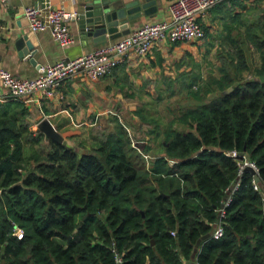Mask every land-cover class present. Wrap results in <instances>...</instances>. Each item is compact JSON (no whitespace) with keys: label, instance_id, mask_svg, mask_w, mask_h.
Listing matches in <instances>:
<instances>
[{"label":"trees","instance_id":"trees-1","mask_svg":"<svg viewBox=\"0 0 264 264\" xmlns=\"http://www.w3.org/2000/svg\"><path fill=\"white\" fill-rule=\"evenodd\" d=\"M258 1L215 5L221 9L216 69L203 78L192 63L140 105L133 123L144 127L139 144L117 117L75 145L43 142V133L18 117L25 114L21 103L0 117V264H117V255L122 264H181L214 229L216 207L237 176V161L225 153L232 149L256 161L261 190L246 170L227 207L224 235L202 239L194 256L200 264H264ZM184 91L187 103L164 117L157 104Z\"/></svg>","mask_w":264,"mask_h":264},{"label":"crops","instance_id":"crops-1","mask_svg":"<svg viewBox=\"0 0 264 264\" xmlns=\"http://www.w3.org/2000/svg\"><path fill=\"white\" fill-rule=\"evenodd\" d=\"M49 1L53 6L62 5L66 10L78 14L83 0ZM170 1L156 0L157 9L153 13L146 14L141 10L139 16L129 20V31L146 21L165 19ZM39 2L41 0L0 2V68H6L16 76L33 77L46 63L77 57L119 38H109L106 33L105 41H97L93 35L81 31L75 17L68 23L74 41L61 46L54 41L48 29L31 31L28 27L23 9ZM220 12L221 9L215 6L205 19H201L207 31V42L210 37L216 36L218 29L212 30L210 27H214L213 23L219 24ZM205 39L161 41L145 57L128 54L111 72L96 80L79 72L67 79L52 96L40 101L3 100L4 90L0 84V117L9 115L21 103L25 114L17 115L27 119L31 131L38 132V122L48 118L64 141L71 145L87 135L90 128L104 126L110 117L120 119L127 130L129 124L133 133L132 125L137 121L135 110L156 97L158 88H165L169 78H175L178 72L191 68L196 52L203 54L205 51ZM43 137L46 143L49 138L44 133ZM145 139L147 141L148 137ZM134 143L139 144L138 141ZM199 244H196L192 257Z\"/></svg>","mask_w":264,"mask_h":264},{"label":"built area","instance_id":"built-area-1","mask_svg":"<svg viewBox=\"0 0 264 264\" xmlns=\"http://www.w3.org/2000/svg\"><path fill=\"white\" fill-rule=\"evenodd\" d=\"M8 0H0L1 3ZM225 0H171L169 13L165 19L146 21L106 44L69 59H59L46 63L33 77H19L6 68H0V84L4 90L3 100L26 102L40 101L52 96L57 89L70 77L81 72L91 80H96L118 65L128 54L145 57L159 42L196 41L202 40L205 31L201 19H205L211 8ZM23 15L31 31L48 29L52 38L61 46L74 41L69 31L68 23L77 16L75 11H68L62 5L53 6L49 0H41L38 4L28 5L23 9ZM237 161L236 178L225 188V196L216 207L218 219L209 237L219 239L225 232V217L227 207L233 195L239 190L247 166L254 169L253 186L261 190L260 167L246 153L240 156V151L232 149L225 152ZM147 157L146 154H144ZM260 177L257 180L256 177ZM174 234V232H171ZM17 238H21L23 230L16 227ZM117 264H122L121 256H116ZM181 264H200L196 256L183 260Z\"/></svg>","mask_w":264,"mask_h":264},{"label":"water","instance_id":"water-1","mask_svg":"<svg viewBox=\"0 0 264 264\" xmlns=\"http://www.w3.org/2000/svg\"><path fill=\"white\" fill-rule=\"evenodd\" d=\"M81 11L77 14V20L81 31L87 35H93L97 41H105L106 33L109 38H117L129 32V20L140 15L141 10L153 13L157 9L156 0H83ZM121 20V22L119 21ZM26 38V35H24ZM38 130L49 139L63 142V136L54 128L48 118L38 122ZM245 151L240 152V156ZM247 170L254 172L251 166ZM260 180V177H256ZM207 233L201 239L209 237ZM197 241V245L201 241ZM194 255V254H193Z\"/></svg>","mask_w":264,"mask_h":264},{"label":"rangeland","instance_id":"rangeland-1","mask_svg":"<svg viewBox=\"0 0 264 264\" xmlns=\"http://www.w3.org/2000/svg\"><path fill=\"white\" fill-rule=\"evenodd\" d=\"M248 2H246L247 4H251L252 3V0H246ZM254 2V1H253ZM256 5H260V8H262L264 10V0L261 2V1H258L255 3ZM257 8V7H256ZM259 8V7H258ZM235 10H240L239 8H235ZM214 27H210L212 30H215V29H219L220 28V25L219 24H214ZM236 32V30H234V33ZM217 34V32H216ZM213 42V44H212ZM210 44V46L208 45ZM204 45V48H205V51L203 54H201V52L197 51L196 52V56L192 59L194 64L197 63L199 65V72L201 74V76L203 78L206 77L207 75V72H208V69L209 67L211 68H215L216 69V65H218L219 61L217 59V52L218 50L220 49L221 47V44H220V38H218L216 36V38H209V41L206 42V43H203ZM258 56L255 55V61L257 62ZM196 66V65H194ZM197 67V66H196ZM217 72V71H215ZM193 88L195 89L196 86H193ZM186 91H184L182 94H177V95H174L170 98L169 102L168 101H161L160 103L157 104V108L159 109V111L161 112V114H163V116L165 117V115H168L170 112H171V109L175 107V105H177L178 103H180V105L182 104H186L187 103V99H185V94ZM175 99V100H174ZM182 103V104H181ZM129 121V120H128ZM131 123V122H130ZM128 131L130 133H132V128L130 127V125L128 124ZM134 128V141H136V137H140V136H143L144 133V127L143 128H140L139 127H135L134 125H132ZM133 135V134H132ZM82 139V138H81ZM77 141H74V143L76 144ZM70 144V143H69ZM74 144V145H75ZM188 260H190L188 258Z\"/></svg>","mask_w":264,"mask_h":264}]
</instances>
